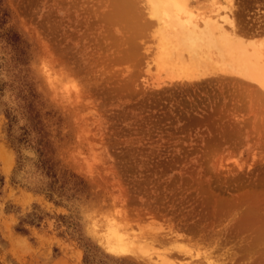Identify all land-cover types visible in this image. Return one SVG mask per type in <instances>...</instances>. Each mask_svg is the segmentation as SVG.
I'll list each match as a JSON object with an SVG mask.
<instances>
[{"label": "rangeland", "instance_id": "rangeland-1", "mask_svg": "<svg viewBox=\"0 0 264 264\" xmlns=\"http://www.w3.org/2000/svg\"><path fill=\"white\" fill-rule=\"evenodd\" d=\"M183 1L204 14L224 3ZM144 2L3 0L9 25L30 44L52 158L86 196H53L54 205L28 190L40 178L32 149L14 173L3 110L16 109L10 133L24 121L3 90L0 264H82L77 237L108 257L97 264H145L125 252L133 238L145 239L157 264H264V97L231 78L165 85L149 55ZM235 2L246 40L264 41V0Z\"/></svg>", "mask_w": 264, "mask_h": 264}, {"label": "bare ground", "instance_id": "bare-ground-1", "mask_svg": "<svg viewBox=\"0 0 264 264\" xmlns=\"http://www.w3.org/2000/svg\"><path fill=\"white\" fill-rule=\"evenodd\" d=\"M221 1L225 4L218 2L210 14H204L190 10L183 0H145V16L147 14L153 29L150 31L148 27V30L152 32L155 44L152 47L154 53L149 54H153V71L156 77L164 76L165 85L231 78L264 97V41H256L253 36L246 40L244 35H248L235 19V0ZM160 83L156 84L161 86ZM9 166H6L7 171ZM144 240L133 238L125 252L145 264H157L152 262ZM120 243L122 247L124 243ZM172 247L178 254L189 257V251L184 247ZM190 263L188 259L183 264Z\"/></svg>", "mask_w": 264, "mask_h": 264}, {"label": "trees", "instance_id": "trees-1", "mask_svg": "<svg viewBox=\"0 0 264 264\" xmlns=\"http://www.w3.org/2000/svg\"><path fill=\"white\" fill-rule=\"evenodd\" d=\"M10 12L0 0V95L3 90L12 92L17 100V111L24 121L18 128L19 133L14 135L10 133L12 125L16 122V116L13 112L16 109H4L3 115L7 121L6 137L9 148L16 156V170L18 172L24 165L25 157H22L23 149H32L35 154V160L32 163L34 173H39V181L33 186L27 185V189L38 194L58 205L54 197L60 199L66 198V194H75L86 196L84 182L62 169L54 162L52 158V148H50L42 130V123L39 119V110L35 104L37 96L33 91L31 78L29 76L28 65L31 61L30 44L10 25ZM19 102L21 104L19 105ZM39 103V102H38ZM19 108V109H18ZM34 132L35 137L30 133ZM13 182V181H12ZM17 183V182H13ZM69 185V188H67ZM23 233L21 229L16 230ZM82 250V264H97L101 259L108 257L105 254H97V248L82 237L75 238Z\"/></svg>", "mask_w": 264, "mask_h": 264}, {"label": "crops", "instance_id": "crops-1", "mask_svg": "<svg viewBox=\"0 0 264 264\" xmlns=\"http://www.w3.org/2000/svg\"><path fill=\"white\" fill-rule=\"evenodd\" d=\"M25 194H30V193H28V192H25ZM32 197L34 196L33 194H30Z\"/></svg>", "mask_w": 264, "mask_h": 264}]
</instances>
